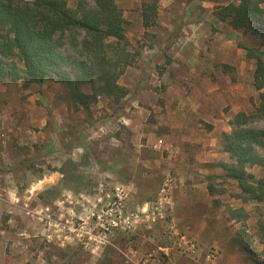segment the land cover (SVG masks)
Listing matches in <instances>:
<instances>
[{
	"label": "rangeland",
	"instance_id": "obj_1",
	"mask_svg": "<svg viewBox=\"0 0 264 264\" xmlns=\"http://www.w3.org/2000/svg\"><path fill=\"white\" fill-rule=\"evenodd\" d=\"M152 2L118 0L138 55L121 106L98 96L87 117L56 80L0 82V264H255L238 237L264 261V201L210 181L230 161L222 135L259 103L239 43L262 40L217 20L240 0H158L145 28Z\"/></svg>",
	"mask_w": 264,
	"mask_h": 264
},
{
	"label": "trees",
	"instance_id": "obj_2",
	"mask_svg": "<svg viewBox=\"0 0 264 264\" xmlns=\"http://www.w3.org/2000/svg\"><path fill=\"white\" fill-rule=\"evenodd\" d=\"M74 1V6L71 2ZM158 0L143 5L145 28L155 25ZM264 0H240L216 12V18L235 31L251 33L262 40L261 46L239 43L255 66L253 86L259 94L254 113H239L231 121V132L222 135L223 152L229 162L217 164L223 175L210 181L236 184L243 202L264 201ZM126 21L118 0H0V82L23 81L25 89L47 80L67 86L70 102L77 111L92 116V105L104 96L121 106L129 95L119 84L137 54L129 51ZM260 26V27H256ZM71 53L66 52L65 47ZM223 67L224 73L229 71ZM90 87L91 93L85 91ZM260 169L262 177L252 173ZM56 171V170H54ZM63 172V171H62ZM210 183L211 196L222 195L220 185ZM231 221L248 219L244 209H228ZM240 236V235H239ZM237 245L255 264L257 254L241 237Z\"/></svg>",
	"mask_w": 264,
	"mask_h": 264
},
{
	"label": "crops",
	"instance_id": "obj_3",
	"mask_svg": "<svg viewBox=\"0 0 264 264\" xmlns=\"http://www.w3.org/2000/svg\"><path fill=\"white\" fill-rule=\"evenodd\" d=\"M159 142H160V143H163V141H162V140H159Z\"/></svg>",
	"mask_w": 264,
	"mask_h": 264
}]
</instances>
